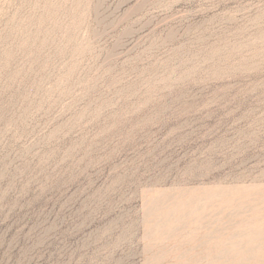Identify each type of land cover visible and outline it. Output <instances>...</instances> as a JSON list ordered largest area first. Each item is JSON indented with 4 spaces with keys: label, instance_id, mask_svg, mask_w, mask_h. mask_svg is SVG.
I'll return each mask as SVG.
<instances>
[{
    "label": "rangeland",
    "instance_id": "rangeland-1",
    "mask_svg": "<svg viewBox=\"0 0 264 264\" xmlns=\"http://www.w3.org/2000/svg\"><path fill=\"white\" fill-rule=\"evenodd\" d=\"M216 233L264 264V0H0V264H211Z\"/></svg>",
    "mask_w": 264,
    "mask_h": 264
},
{
    "label": "bare ground",
    "instance_id": "bare-ground-1",
    "mask_svg": "<svg viewBox=\"0 0 264 264\" xmlns=\"http://www.w3.org/2000/svg\"><path fill=\"white\" fill-rule=\"evenodd\" d=\"M204 194V192H202ZM166 196H168L169 194H165ZM163 195V197H158L159 199L154 201L151 206L149 207V218L150 220H152L154 222V225L156 228L158 229H162L164 232H167L169 233L170 235L174 234L176 232V229L178 228V224L179 222L176 224V228L173 227L174 225L171 226V223L173 220L176 221L177 220H182V219H185L187 217L190 216L191 213H189V211L187 212L186 211V208H185V202L184 201H179L181 203H179L174 209L173 207L169 208L168 203V199L165 198ZM174 195V194H172ZM170 196V195H169ZM168 196V197H169ZM177 196V195H176ZM175 196V197H176ZM179 196V195H178ZM185 196H187L186 193H182L180 197V199L184 198ZM206 196V195H205ZM171 197V196H170ZM165 198V199H164ZM172 198V197H171ZM192 199V198H191ZM194 201V199L192 200ZM195 202V201H194ZM198 202V201H197ZM196 202V203H197ZM189 203V202H186V204ZM239 203V202H238ZM214 204V203H213ZM249 205V204H248ZM188 209V208H187ZM197 209V208H196ZM238 209V207H237ZM236 209V210H237ZM246 209H247V205H246ZM224 210V209H223ZM191 211V210H190ZM194 211V210H193ZM213 211V210H212ZM230 212V211H229ZM240 212V209L239 211L237 210L236 213ZM211 213V212H210ZM233 213V212H232ZM216 214V213H215ZM227 214V213H226ZM207 214L205 213V216ZM236 215V214H234ZM227 216V215H226ZM203 218V217H202ZM200 218V219H202ZM229 219V218H228ZM194 220V219H192ZM199 220V219H198ZM235 220V219H234ZM211 221V220H209ZM213 221V220H212ZM211 221V222H212ZM227 221V220H226ZM233 221V220H232ZM185 222V221H183ZM189 222V221H188ZM207 221H205L206 223ZM216 222V221H214ZM213 222V223H214ZM235 222V221H234ZM187 223V222H186ZM204 223V224H205ZM182 224V223H181ZM207 224V223H206ZM219 224V223H218ZM222 224V223H221ZM233 224V223H232ZM231 224V225H232ZM184 225V224H183ZM188 225V223H187ZM217 225V224H216ZM230 225V224H228ZM181 226V225H180ZM186 226V224L184 225ZM212 226V225H210ZM209 226V227H210ZM226 226V225H225ZM224 226V227H225ZM228 227V226H227ZM231 227V226H230ZM208 228V227H206ZM211 228V227H210ZM218 229H221V228H216ZM224 229V228H223ZM214 233V231H212ZM222 233V232H221ZM227 233V232H226ZM217 234V233H216ZM214 234L213 236L217 237V238H220V250H218V254L217 256H215V260H213V262L211 264H239L237 263L236 261V257L237 256H241L242 258H245V259H249V257H251V254L248 253L247 249L249 246H246V242H243L241 239H240V234L239 233H235V234H232L230 236H226L224 234ZM231 252V255L229 258H225L226 254L228 252Z\"/></svg>",
    "mask_w": 264,
    "mask_h": 264
}]
</instances>
